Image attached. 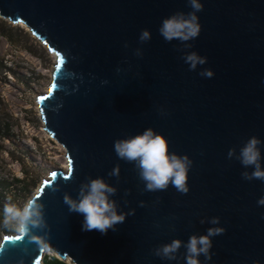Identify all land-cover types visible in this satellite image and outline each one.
I'll return each instance as SVG.
<instances>
[{
	"label": "water",
	"instance_id": "water-1",
	"mask_svg": "<svg viewBox=\"0 0 264 264\" xmlns=\"http://www.w3.org/2000/svg\"><path fill=\"white\" fill-rule=\"evenodd\" d=\"M200 2L201 32L183 48L159 28L164 18L192 11L188 0H0L1 17L24 24L57 56L51 92L38 103L45 129L72 164L70 176L69 168L53 171L33 196L44 203L48 225L33 231L47 247L7 234L0 264H44L46 251L71 264H186L183 247L174 261L153 250L211 227L225 232L211 237L212 258L201 255V264H264V205L257 204L264 181L245 180L241 173L253 169L227 156L252 136L264 142V0ZM144 29L151 39L141 43ZM192 51L207 57L194 71L182 59ZM204 69L214 76L202 77ZM147 128L193 161L187 194L171 185L145 191L135 164L117 157L115 140ZM260 149L264 168V143ZM116 165L119 177L109 176ZM97 177L117 188L111 199L119 212L135 210L106 234L82 230L83 215L63 202ZM213 217L218 225L208 222Z\"/></svg>",
	"mask_w": 264,
	"mask_h": 264
},
{
	"label": "clouds",
	"instance_id": "clouds-1",
	"mask_svg": "<svg viewBox=\"0 0 264 264\" xmlns=\"http://www.w3.org/2000/svg\"><path fill=\"white\" fill-rule=\"evenodd\" d=\"M188 4L192 11L188 13L176 12L170 17L164 18L159 28V33L166 42L178 40L183 44V48H191L192 45L187 42L196 39L201 32L197 13L203 11V4L200 0H188ZM150 39V31L142 30L139 41L144 43ZM135 54L137 56L142 55L141 49L137 48ZM182 59L189 65V70L193 71L197 69L198 65L207 63V57L200 56L195 51L185 52ZM117 71L119 72L120 69ZM199 74L206 78L214 76L211 69H204ZM102 83L108 82L102 81ZM262 143L264 142L258 137L252 136L240 148L239 154L236 153L235 148L229 149L227 153L229 159H237L245 169L249 167L253 169L252 172L244 171L241 173L245 180L264 181L260 149ZM114 151L119 159L135 164L139 177L145 184V191H165L171 185L181 194L188 193V173L193 161L188 155L181 156L175 152H170L168 140L152 128H147L135 136L115 140ZM119 173L120 166L116 165L109 176L119 177ZM69 174L71 175V170ZM56 190L59 189L55 188L54 191ZM116 192L117 188L107 183L104 178H88L86 182L80 185L75 199L70 194L65 193L63 202L68 206L69 212L83 215L82 230H98L102 234H106L109 229L115 231V226L122 224L126 217L134 214L135 211L133 209L128 213L119 212L117 202L111 199ZM10 201L11 197H8L0 224L17 233L18 237L30 235V239L36 242L41 250L46 248L45 236L33 231L37 229L43 231L48 227L44 203L38 202L35 198H30L22 206H18ZM257 204L264 205V197H261ZM140 206H144L143 201H141ZM204 222L201 220V223ZM208 222L218 225L220 219L213 217ZM224 232L223 227H211L204 235H191L187 243L180 239H173L170 243L162 244L153 250V254L161 259L174 261L178 259L179 250L183 247L186 264H201L199 259L201 255L205 257L206 261H210L212 258L211 237L222 235Z\"/></svg>",
	"mask_w": 264,
	"mask_h": 264
},
{
	"label": "rangeland",
	"instance_id": "rangeland-1",
	"mask_svg": "<svg viewBox=\"0 0 264 264\" xmlns=\"http://www.w3.org/2000/svg\"><path fill=\"white\" fill-rule=\"evenodd\" d=\"M56 63L57 56L24 24L0 15V220L8 197L22 206L53 171L68 170L67 151L45 129L38 103L49 92ZM5 229L0 224V244L15 233ZM54 256L46 251L44 260Z\"/></svg>",
	"mask_w": 264,
	"mask_h": 264
},
{
	"label": "trees",
	"instance_id": "trees-1",
	"mask_svg": "<svg viewBox=\"0 0 264 264\" xmlns=\"http://www.w3.org/2000/svg\"><path fill=\"white\" fill-rule=\"evenodd\" d=\"M18 183H22V181L17 180ZM0 186H3L2 182L0 181ZM6 232H10L11 230L9 229H5ZM45 264H71L67 261L61 260L60 258H58L57 256H54L53 258H48L46 257L44 260Z\"/></svg>",
	"mask_w": 264,
	"mask_h": 264
},
{
	"label": "snow or ice",
	"instance_id": "snow-or-ice-1",
	"mask_svg": "<svg viewBox=\"0 0 264 264\" xmlns=\"http://www.w3.org/2000/svg\"><path fill=\"white\" fill-rule=\"evenodd\" d=\"M57 69H59V64L57 65ZM53 87H55V85H53ZM49 92H51V89L49 90ZM41 100H43L44 99V97H41L40 98ZM68 168H69V171L72 169V164H71V161H69V164H68ZM57 174L56 173H52V177L54 178L55 176H56ZM68 175L70 176V174H69V172H68ZM67 178V177H66ZM48 183V181H45V184H47ZM43 188L41 189V192H43ZM7 239V238H6ZM16 239H20V237H16ZM38 264H39V262H38Z\"/></svg>",
	"mask_w": 264,
	"mask_h": 264
},
{
	"label": "bare ground",
	"instance_id": "bare-ground-1",
	"mask_svg": "<svg viewBox=\"0 0 264 264\" xmlns=\"http://www.w3.org/2000/svg\"><path fill=\"white\" fill-rule=\"evenodd\" d=\"M65 168H68V165H66ZM44 255H45V254H44Z\"/></svg>",
	"mask_w": 264,
	"mask_h": 264
}]
</instances>
